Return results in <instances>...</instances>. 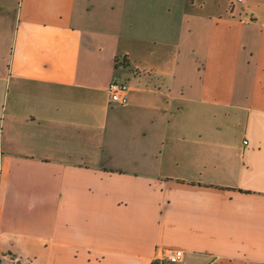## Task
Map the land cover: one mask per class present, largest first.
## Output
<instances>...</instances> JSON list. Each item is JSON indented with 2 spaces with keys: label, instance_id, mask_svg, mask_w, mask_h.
Returning <instances> with one entry per match:
<instances>
[{
  "label": "crops",
  "instance_id": "crops-1",
  "mask_svg": "<svg viewBox=\"0 0 264 264\" xmlns=\"http://www.w3.org/2000/svg\"><path fill=\"white\" fill-rule=\"evenodd\" d=\"M0 21V264H264V0H0Z\"/></svg>",
  "mask_w": 264,
  "mask_h": 264
},
{
  "label": "built area",
  "instance_id": "built-area-1",
  "mask_svg": "<svg viewBox=\"0 0 264 264\" xmlns=\"http://www.w3.org/2000/svg\"><path fill=\"white\" fill-rule=\"evenodd\" d=\"M241 3L244 0H236ZM109 97L113 103L126 105L129 102V84L118 77H114L109 84ZM184 258L182 249H167L162 252L160 261H166L172 264L180 263Z\"/></svg>",
  "mask_w": 264,
  "mask_h": 264
},
{
  "label": "rangeland",
  "instance_id": "rangeland-1",
  "mask_svg": "<svg viewBox=\"0 0 264 264\" xmlns=\"http://www.w3.org/2000/svg\"><path fill=\"white\" fill-rule=\"evenodd\" d=\"M14 15L16 17V9H15V14ZM9 27H10L9 24L6 25V24H4V23H2L0 21V58L2 56L8 55V50H7V48L3 47V45L6 44V46L8 47V43L7 42L10 39V30H9ZM2 29H3V32L1 31ZM2 33H3V37H1ZM5 264H7V263H5Z\"/></svg>",
  "mask_w": 264,
  "mask_h": 264
},
{
  "label": "trees",
  "instance_id": "trees-1",
  "mask_svg": "<svg viewBox=\"0 0 264 264\" xmlns=\"http://www.w3.org/2000/svg\"><path fill=\"white\" fill-rule=\"evenodd\" d=\"M152 264H164V262H161L160 260H153Z\"/></svg>",
  "mask_w": 264,
  "mask_h": 264
}]
</instances>
